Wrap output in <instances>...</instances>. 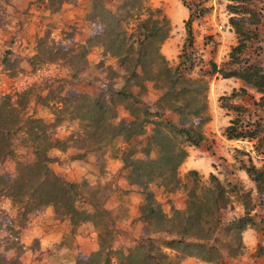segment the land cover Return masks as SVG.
<instances>
[{"label": "trees", "instance_id": "16d2710c", "mask_svg": "<svg viewBox=\"0 0 264 264\" xmlns=\"http://www.w3.org/2000/svg\"><path fill=\"white\" fill-rule=\"evenodd\" d=\"M8 1L3 0L4 3ZM36 1L28 0L26 7L35 4L38 10L51 13L67 3L74 7L72 11L75 14L80 9L84 10L83 18L89 24L100 25V32L96 35L99 41L89 45L91 37H87L81 42H74L77 47L75 50L76 48L56 45L45 35L38 41L36 52L25 57L29 65L34 68L39 62L48 60L58 63L59 67L67 68L70 65L72 72L54 74L50 81L38 84L33 82L13 93H0V162L12 152V136L18 132L23 133V142L31 147L30 158L16 160L13 172L7 175L6 181L0 175V194L8 200L9 208L14 209L9 225L15 219L21 230L26 226L30 215L38 214L42 207H50L52 217L65 224L63 245L74 247L72 240L76 233L93 230L97 248L86 258L72 256L75 257L72 264H176V260L166 258L165 248L178 251L179 259L193 256L212 262L221 259L218 247L211 240L214 232H220L222 237L229 239L235 232L239 235L247 226L264 227V215L251 213L250 210L254 207L248 204V201H253L255 205L264 207V160L259 166H255L249 156L247 161L238 158V166L252 181L256 195L252 197L249 191L237 189L243 197L242 213L224 222L219 218V209L224 207L227 198L225 192L236 188V184H229L232 188L225 190L224 185L210 172L208 183L197 189L198 177L194 168L187 169L183 176L178 174V166L187 155L184 146H198L203 138L200 126L207 115L204 100L189 107L190 102L197 99L199 90L195 85L196 78L189 77L193 63L184 64L180 60L170 65L160 51V44L167 35L169 25L167 16L159 6H152L149 0H49L43 6ZM180 1L187 8V16L183 20L184 45L192 49L191 22L204 14L208 6L203 4V0ZM231 1L233 2L228 4L232 13L229 22L237 34V41L229 50V62L233 64L223 67L208 60L209 68L199 75L207 77L218 73L221 77L238 78L258 93L254 103L261 108L264 107V67L257 62L241 59L242 51L247 46L246 40L251 37L250 30L245 26L246 19L253 17V22H257L258 11L247 0ZM80 4L77 11L76 5ZM106 20L110 22L107 23ZM10 41H13L12 36ZM54 45L56 48L51 50ZM182 50L187 55L184 47ZM10 51V46L7 45L1 56L2 62ZM91 52L94 53V58H88ZM109 59L115 60L121 70L118 74L121 79L113 80L111 87L96 76L101 74L97 72L102 63L110 64ZM78 69L84 71L82 79L75 76ZM151 72L155 77H161V84L152 86L153 88L149 85L150 89L145 91L144 81L153 80ZM59 77L62 82H54ZM81 80L88 84L100 82V92L84 91L86 95L80 92L68 95L66 86L83 83ZM136 86L144 91L135 90ZM156 88H160L162 92L157 97L158 103L153 102L151 105L144 97L147 91ZM232 93L235 92L232 90L229 95ZM30 94L36 97L35 104L42 108H49V98L54 99L53 103H60L57 114L51 111L54 119L37 115L35 106L31 111L27 110ZM187 94L190 99L177 104L172 102ZM226 96L221 95L220 98ZM167 98L168 103L159 104L160 100ZM116 105L132 115L130 123L116 118ZM221 105L232 109L239 107L226 101ZM165 110L174 112L178 117L175 118L173 113L174 118H169L164 114ZM187 114L198 117L191 120L186 118ZM62 115L67 120L76 122L73 129L60 136L56 127ZM261 119L262 116L258 115L248 120L249 125H254L252 128H243L235 119H230L224 126L223 134L226 138L256 137L259 141L261 137L257 133L264 129ZM176 137H180L179 142L174 140ZM119 140L122 144L118 143ZM257 147L258 143H255L254 148ZM51 149L69 152L60 157L58 154H50ZM88 153L92 154V164L104 170L105 159L113 157L119 160L115 172L107 171L108 177L112 178V188L117 189L119 201L121 192L130 190L120 185L121 179L139 194V213L147 223V234L139 236L125 250L111 247L114 224L119 216L113 209L107 208L98 196L104 186H108L105 181L107 177H103L101 171L96 174L91 173V170V176H100L101 179L98 177L91 182L87 174L77 180H70L50 166L53 161L76 158L87 162L90 170ZM99 160L102 161L101 164L97 163ZM180 188L186 194V204L183 208L172 207L166 213L156 194H173V191ZM152 232L162 234L154 237ZM238 245L242 246L240 240ZM55 246L48 253L54 258L62 254L59 251L60 244ZM6 247L15 248L13 244ZM112 256L115 258L114 262L111 261ZM56 259L54 264H59ZM0 264L16 262L6 260L0 252Z\"/></svg>", "mask_w": 264, "mask_h": 264}, {"label": "rangeland", "instance_id": "374dc122", "mask_svg": "<svg viewBox=\"0 0 264 264\" xmlns=\"http://www.w3.org/2000/svg\"><path fill=\"white\" fill-rule=\"evenodd\" d=\"M27 1L28 0H9L7 3H4L3 0H0V93H13L14 91L29 86L33 82L38 84L43 81H50V77L54 74H70V72H72L70 65H67V68L59 67L58 63L48 60L39 62L34 68L29 65L25 57H29L36 52L38 41L45 35H48L50 40L56 45L76 48L75 50H77V47L74 42H81L87 37H91L88 42V44L90 43L89 45H94L99 41L96 35L100 32V25L89 24L83 18L84 10L80 9L78 11L81 4L76 5V10L78 11L76 14L73 13V15H68V10H72L74 7L67 3H64L61 9L48 13L47 10H38L35 4L29 6V8L26 7ZM38 1L39 4L43 6V4L47 3L49 0H37L36 2L38 3ZM149 1L152 6H159L168 18L169 29L166 37L160 44V51L167 59V62L170 65H174L180 60L184 64H187V62L193 63L192 68L189 70V77L196 78L197 82H195V85L197 84L196 87L199 90L196 94L197 97L195 96L197 99L190 102L189 107H194L200 100L205 101V112L207 117L200 126L203 138L196 147L192 145L184 146L187 150V155L178 166V174L183 176L187 169L194 168L197 171L198 177L197 189L200 185L208 183L210 172L224 185L225 190L232 188L229 184H236V188H232L225 192L227 198L224 202V207L219 209V218L224 222L242 213L243 208L241 202L243 197L239 195L237 189L249 191L252 197L256 195L252 181L246 175L245 171L238 166V158L247 161L246 159L249 156L251 162L255 166H259L262 160H264V129L257 133V136L261 137L259 141L256 137L250 139L226 138L223 134L224 126L228 124L230 119H235L237 124L243 128H252L254 125H249V123H247L248 120L254 119L260 115L262 116L260 120L261 124L264 126V107L260 108L254 103L258 93L235 77H221L218 73L211 74L207 77L199 75L203 70L209 68L208 60H212L218 66L223 67H228L233 64L229 62V50L231 46L236 43L237 34L229 22V16L232 15V13H230L228 9L229 2L233 1L203 0V4L208 6L207 11L191 22L192 49L184 45L185 30L183 20L187 16L186 6L183 5L180 0ZM247 1L251 3L250 5L255 11H258L259 19L257 22H253V17L246 19L247 23L245 26L250 30L249 35H251V37L246 40L247 46L242 51L243 57L241 59L245 58L257 62L264 67V0ZM106 22L108 23L110 21L106 20ZM111 26H113V23ZM107 27H109V25ZM254 32L255 34H253ZM94 35L95 38H93ZM10 36L13 37V41L9 42ZM7 45L10 46L11 51L7 52V58L2 62L1 56ZM56 45H54L51 50H54ZM182 47H184L187 55L182 53ZM178 54H180V56H178ZM88 56V58H94V53L91 52ZM105 60L106 58L104 61ZM109 63V65H104L102 63L97 72L101 74H96V76L107 86L111 87L113 80L121 79L118 77L121 70L118 69L115 60L109 59ZM83 75V69L76 70L75 76L77 78L82 79ZM144 75L146 76V74ZM150 75L153 77V80L144 81L146 84L145 91L148 90L149 85L153 88L152 86L155 87L161 84L160 76L155 77L153 72H151ZM54 82H62L61 77L54 79ZM101 85L102 84L98 81L91 84L83 81V83L79 82L75 86H66L65 91L68 95L79 92L85 94L84 91L91 93L94 91L97 93L100 92L99 89ZM136 89L137 91H144L138 86L135 87V90ZM232 90L235 93L229 95ZM161 92L160 88L147 91L146 95L150 97L147 98L146 101L150 102L151 105L153 102L158 103L157 97ZM221 95L227 96L220 98ZM103 96L106 97L104 94ZM186 99H190L188 94L181 97L179 96L177 97V101L172 100V102L177 104ZM27 100V110L31 111V108L35 106L36 114L44 118L54 119L53 113H58L57 107L60 103H53L54 99L52 98L48 99L49 108H42L36 105V97L33 94H30ZM223 101L230 102L239 107L238 109L225 108L221 105ZM168 102V98L162 99L159 104ZM114 110L116 118H122L126 123H130L132 119L131 114L125 113L119 105H116ZM173 113L174 112L165 110L164 114L169 118H174L175 113ZM60 115L61 113L59 116ZM63 116L64 115L59 119L56 127V131L60 136H63L70 129H73L76 122L72 119L67 120V118ZM186 116V118H190L191 120L198 117L189 114ZM177 117L178 115L175 114V118ZM24 138L22 132L14 134L11 141L12 152L5 156L0 162V175L5 177V181L7 175L13 172L16 160H27L31 156V147L23 142ZM174 140L179 142L180 137H176ZM118 143H121V141L119 140ZM255 143H258L257 148H254ZM235 149L241 151L237 152ZM88 156L90 157V170H86V174H88L87 178L91 182L97 180L98 177L100 178V176L96 177L95 175L93 176V174L91 176V170V173L95 172L96 174L98 171H101L102 176L107 177L105 181L108 186H104L98 196L103 200L107 208L111 210L114 208L115 214L119 216L117 220H119L121 217L128 214L129 209H135L134 203L133 206H131L132 200L135 199L131 200V197L123 191L121 192V201H119L117 189L112 188V178L108 177V169L104 170L102 167L96 168L91 162L92 154L88 153ZM97 163L101 164L102 161L99 160ZM104 164L106 165V159ZM8 166H11V171H7V168H9ZM53 166L56 167V165ZM173 192V194L161 192L156 194L161 202V208L166 213H169L172 207L176 206L177 208H183L186 204V194L181 188ZM112 200L116 201L114 207L110 204ZM138 204L136 206V212H138L142 225H137V229L141 237L147 234V223L140 217ZM248 204L254 207L250 210L251 213L255 212L256 214L264 215L263 206L259 204L255 205L253 201H248ZM48 209H50V207H42L38 213L42 214V212ZM13 212L14 209L9 208L6 197L0 194V252L6 260L12 259L16 264H22L19 260L18 253L22 248V243L19 242V236L23 230L17 227V221L15 219L11 220L12 225H9V218ZM47 216L48 213L46 212L42 214L43 218ZM31 218L32 217L29 218V221ZM160 234L162 233H151L154 237L160 236ZM234 234L235 235L230 236L229 239L223 236V239L220 232L213 233V238H211V240H214L221 254V259L217 261H203L193 256H185L179 259V252L169 248H165L164 252L166 253V258L172 261L176 260V264H264V227L254 228L253 226H247L239 235L237 232ZM137 238L130 244L133 245ZM239 240L242 246L238 245ZM9 244H13L15 248H7L6 245ZM125 249L126 248L123 250ZM111 255L113 254L111 253ZM111 261H115L114 256L111 257Z\"/></svg>", "mask_w": 264, "mask_h": 264}, {"label": "crops", "instance_id": "0c3cea01", "mask_svg": "<svg viewBox=\"0 0 264 264\" xmlns=\"http://www.w3.org/2000/svg\"><path fill=\"white\" fill-rule=\"evenodd\" d=\"M73 11L68 10V15H73ZM149 97V95H146L144 99ZM122 110L124 111L123 108ZM124 112L127 113L126 111ZM68 152V150L65 152H59L55 149L50 150V154H58L60 157L65 156ZM53 165H56V167ZM50 166L55 171L64 175L66 179L70 180H77L83 175H87L86 170H88L89 167L87 162L76 158H66L61 162L53 161L50 163ZM118 166V159L108 157L105 168L108 169L109 172H115ZM11 170V166L7 168V171ZM119 183L124 187L130 188V190H126L125 192L131 197V200L135 199L132 200L131 204V206H133L134 203L135 209H129L128 214L116 220L114 224L115 233L111 241V247L124 249L139 236L137 225L142 224L140 223L138 212H136V206L140 200L139 194L131 185L126 184L124 180L121 179ZM110 204L114 207L116 201L112 200ZM45 212L48 213V216L43 218L42 214ZM42 214L30 215V217H32L31 220L29 221L28 219L26 226L22 228L23 231L19 236V242L22 243V248L18 253L19 260L22 264H54L56 258L59 264H72L73 258H86L91 251L97 248V240L93 230L76 233L72 240L74 247L63 245L62 236L66 231L65 224L53 218L50 209L45 210ZM56 244H60L61 247L59 251H61L62 254L54 258L48 253L50 250L55 249Z\"/></svg>", "mask_w": 264, "mask_h": 264}]
</instances>
